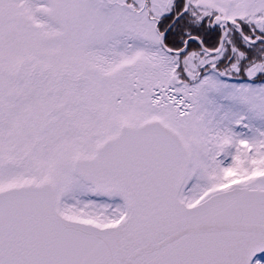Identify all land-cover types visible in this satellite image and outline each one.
I'll list each match as a JSON object with an SVG mask.
<instances>
[{
  "label": "snow or ice",
  "instance_id": "obj_1",
  "mask_svg": "<svg viewBox=\"0 0 264 264\" xmlns=\"http://www.w3.org/2000/svg\"><path fill=\"white\" fill-rule=\"evenodd\" d=\"M0 264H264V0H0Z\"/></svg>",
  "mask_w": 264,
  "mask_h": 264
}]
</instances>
